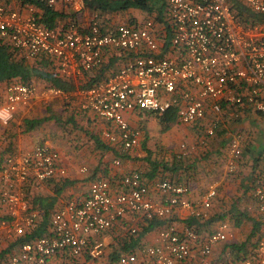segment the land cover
I'll use <instances>...</instances> for the list:
<instances>
[{"label": "built area", "instance_id": "built-area-1", "mask_svg": "<svg viewBox=\"0 0 264 264\" xmlns=\"http://www.w3.org/2000/svg\"><path fill=\"white\" fill-rule=\"evenodd\" d=\"M38 1L49 7L61 3L76 16L85 13L88 2ZM238 4L263 18L240 15ZM0 44L24 58L53 56L61 75L72 80L101 68L109 50L131 55L123 68L89 89L70 93L55 88L40 91L33 84H8L0 98V110L10 114L0 116L3 128L11 124L19 107L29 106L37 97L45 102L79 97L82 110L113 125L115 132L107 131L104 137L111 144L121 143L129 152L140 144L142 135L126 118L130 114L174 111L181 124L204 129L210 137L221 130L218 116L225 107L264 116V0H167L164 23L150 18L110 25L95 12L86 28L71 21L61 31L42 25L35 6L17 11L0 0ZM208 109L216 117L207 126ZM224 137L227 170L235 174L242 161L245 134L226 130ZM187 151L183 144L179 157ZM262 170L253 196L263 231L257 233L245 257L224 264H264V161ZM66 176L59 153L49 145L7 156L0 166V264H104L109 249L106 237L128 214L150 224L183 208L204 222L218 197L217 185H211L201 203L194 204L188 197L189 186L166 179L150 183L139 172L118 180L121 190L116 194L110 181L98 179L91 183L83 202L70 200L54 212L44 235L22 241L33 236L42 222L40 212L31 205L27 185ZM153 191L163 195L161 203L152 199ZM129 233L137 236L139 229L133 227ZM157 240L120 254L108 264H212L214 248L232 243L235 235L228 224L208 235L190 226L178 230L167 225Z\"/></svg>", "mask_w": 264, "mask_h": 264}, {"label": "crops", "instance_id": "crops-1", "mask_svg": "<svg viewBox=\"0 0 264 264\" xmlns=\"http://www.w3.org/2000/svg\"><path fill=\"white\" fill-rule=\"evenodd\" d=\"M3 3L7 8L17 11H26V6L29 5L22 0H3ZM53 9L59 15L54 29L59 31L64 29L72 20L79 21L82 27L86 28L90 17L95 12H99L91 11L87 7L83 15L76 16L61 3H58ZM132 11L139 10L130 9L124 13H119V15L117 13H100L103 19L106 17L110 19L111 15L112 17H114L113 15L123 16L126 13L123 22L119 19L115 20L117 25L133 22L134 17L147 20L146 14H142L141 11L139 12L142 15L132 14V17L129 15ZM36 13L41 19L43 10L36 8ZM141 19L140 21L143 22ZM104 21L106 20L104 19ZM140 21L138 20V22ZM106 23L108 22L106 21ZM110 25H116V23L111 22ZM159 40L162 41L163 37ZM164 43L167 42L164 40ZM167 49L168 47L163 52L167 53ZM17 56L31 66L43 60L52 62L49 70L67 79L61 75L58 60L53 56L41 55L37 58H24L18 53ZM130 58L131 55L109 50L105 53L104 64L101 68L85 73L77 79H68L76 85V88L71 92L77 88H82L83 85L95 83L96 80L106 79L123 68ZM33 85L37 86L40 91L50 88V84L41 79H35ZM5 89L6 84L0 83V98L3 97ZM71 97L70 101L56 97L49 102L37 97L29 106L18 108L8 127H0V166L7 156L25 154L41 144L49 145L60 155V163L67 171L65 178H57L44 183L30 182L26 187L31 205L40 212L41 220L47 214L50 219L54 212L70 200L83 202L89 195L91 183L95 180L110 181L112 190L116 194L121 190L117 184L118 180L125 175L139 172L150 183L166 179L178 185L189 186L190 194L188 197L194 204L201 203L209 186L217 185L218 197L210 210V217H212L211 213L213 212L215 215L219 212H225L226 207L221 205L222 203L228 204V199L233 196L236 205L242 201L243 206L246 205L245 208L251 209L250 211L253 212L254 218L251 219L254 222L253 229L247 241L255 226L257 233L263 229H261L262 226L259 222L260 215L254 200L253 188L263 173L264 136L260 135L258 123L259 119H264V116L251 111L245 113L236 108L225 107L223 113L218 116L222 128L215 136L210 137L204 132V129H199L194 125L181 124L177 115L173 123L167 124L159 118L161 115L146 112L130 114L126 118L134 128L141 131L142 135L140 144L133 150L125 152L121 143L111 144L104 137V133L107 131L115 132L113 125L98 118L92 111L82 110L80 98ZM215 117L216 115L212 110L208 109L207 117L204 120L205 125L208 126ZM27 121H42V123L33 131L28 132L26 130ZM179 125L187 127L185 134H180L179 130L176 129ZM192 129L195 131L193 132ZM190 130L193 132L192 135L188 133ZM226 130L241 131L245 134L244 153L235 174H229L227 170V141L224 137ZM169 133H171L170 136ZM150 139L155 140L158 145L146 150V145ZM184 139L187 141H183ZM183 144L188 147V151L185 156L180 158L179 154ZM118 160H120L119 165L117 164ZM85 168L87 169L86 172L83 171ZM151 197L158 203L164 199L162 194L155 191L152 192ZM232 209L233 212H238V208L235 206ZM232 219L235 221L236 227L241 225L237 224V219L240 218L234 216ZM160 221L161 226L144 234L150 224H145L138 217L128 214L106 237L109 249L104 264L113 263L110 259L114 254L126 253L122 251L124 250L123 244L130 238L129 230L131 228L137 227L139 229L138 234H143L141 244L153 245L158 241L159 231L167 225L175 226L178 230L192 225L203 235H208L220 230L222 224H228L235 235V240L232 243L217 245L214 248L211 262L212 264H224L235 261L233 256L236 257V255L233 253L230 255L229 246L236 245L240 238L238 229L230 221H222L210 227L207 223L208 220L201 222L192 215L190 210L183 208H178L172 217ZM255 238H251L252 241H255ZM252 247L248 249L247 253Z\"/></svg>", "mask_w": 264, "mask_h": 264}, {"label": "trees", "instance_id": "trees-1", "mask_svg": "<svg viewBox=\"0 0 264 264\" xmlns=\"http://www.w3.org/2000/svg\"><path fill=\"white\" fill-rule=\"evenodd\" d=\"M23 2H27L36 8L43 10V16L40 19L42 25L47 28L54 29L56 27V20L59 18L58 13L53 9V7L46 6L40 3L38 0H22ZM87 7L91 11H99L102 13H124L130 9H137L142 13L146 14L147 19L150 17L160 23H164L165 10L167 7V0H135L131 2H125L122 0H89L87 3ZM238 8L240 10V15L247 14L250 18L261 19L263 17L258 15H253L245 7L238 4ZM156 16V17H155ZM73 21V20H72ZM171 37V31L168 33V37L166 38V47L168 46V41ZM38 64V65H37ZM50 64L52 62H48L43 60L42 62H38L33 66L29 65L25 60L19 59L17 56V52L12 50L10 46L0 44V83H5L6 86L8 84L18 82L23 84L32 85L35 79H41L50 84V88L60 89L65 92H71L76 88V85L72 82V80L64 79L56 73H52L49 70ZM102 81V80H100ZM100 81L96 80L94 83H89L88 85L81 86L84 89H89L99 83ZM159 118L162 119L163 123H173L176 120V113L173 111H169ZM42 121H27L26 127L27 131H33L37 126L41 125ZM60 192V190H59ZM240 219H237V224H240ZM50 219L47 216L43 218L40 227L36 230L33 236L27 237L22 241H32L33 239L44 235L49 227ZM215 221V220H212ZM161 221H154L150 223V226L145 230L144 234L155 229L156 227L161 226ZM189 225V224H188ZM192 227V225H189ZM256 229V230H255ZM257 228L255 226L253 233L249 237L248 241L243 244H234L230 245V254H235L233 256L235 260L241 259L246 256V253L249 247L254 246L251 238L256 237ZM143 234H138L137 236L131 235L128 240H126L123 244V252L131 253L140 247L141 240ZM119 258V254H114L111 256V261L115 262Z\"/></svg>", "mask_w": 264, "mask_h": 264}, {"label": "rangeland", "instance_id": "rangeland-1", "mask_svg": "<svg viewBox=\"0 0 264 264\" xmlns=\"http://www.w3.org/2000/svg\"><path fill=\"white\" fill-rule=\"evenodd\" d=\"M132 14H140V15H142L143 13L141 14V12H139V11H132L131 13H129V15H131V16H132ZM125 15H127V14L125 13V14H123V16H115V15H113L114 17H112V15H111V18L110 19H108L107 17L104 18V19L108 23H110V24H111V22L112 23L114 22V23L117 24V22L115 20L119 19V21L123 22V19L125 18ZM134 19L136 21H138V20L140 21L141 18L140 17H137V18L134 17ZM146 19H147V16H146ZM141 20L144 21L143 19H141ZM258 125H259V131L261 132L260 135L261 136H264V119H259ZM186 128L187 127L180 126V125L176 127V129L179 130L180 134H185L186 133ZM192 131L194 132L195 130L192 129ZM193 132H191V130L188 131V133L191 134V135H192ZM170 135H171V133H169V136ZM183 141H187V139H184ZM170 142L171 143H175V142H172V141H170ZM157 145H158V143H155V140L150 139L149 142L147 143L145 149L147 150V149H150V148H155ZM167 150H170V149H167ZM221 206L222 207L225 206L226 207V209H225L226 211L225 212H219L216 215L214 214V212L211 213L212 214V217L209 218V220L207 221V223L210 225V227H212V226H215V225H217L218 223H220L222 221H230V223L235 226V224H234L235 221L232 218L234 216L240 218L239 221H240V224L241 225H239L237 227L235 226V228L238 229V235H239V238H240L237 241V244L246 243L249 234L252 232L253 223H254L251 220V219L254 218L253 212L250 211L251 209L245 208L247 206L246 205L243 206V202L242 201H240L236 205V201H235V198L233 196H231V198L228 199V204L222 203ZM234 206H235V208H238V212H236V211L233 212V209L232 208H234ZM212 220H215V221H212ZM250 243H253L254 244L255 241H251Z\"/></svg>", "mask_w": 264, "mask_h": 264}, {"label": "clouds", "instance_id": "clouds-1", "mask_svg": "<svg viewBox=\"0 0 264 264\" xmlns=\"http://www.w3.org/2000/svg\"><path fill=\"white\" fill-rule=\"evenodd\" d=\"M3 114H8L7 109L0 110V116H2ZM8 115L10 116V114H8Z\"/></svg>", "mask_w": 264, "mask_h": 264}]
</instances>
